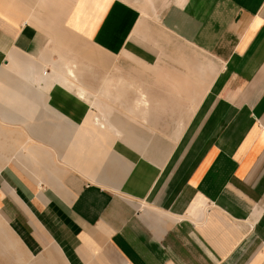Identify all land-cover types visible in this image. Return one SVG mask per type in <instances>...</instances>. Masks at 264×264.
Returning a JSON list of instances; mask_svg holds the SVG:
<instances>
[{
	"label": "crops",
	"instance_id": "0c3cea01",
	"mask_svg": "<svg viewBox=\"0 0 264 264\" xmlns=\"http://www.w3.org/2000/svg\"><path fill=\"white\" fill-rule=\"evenodd\" d=\"M0 216L63 264H264V0H0Z\"/></svg>",
	"mask_w": 264,
	"mask_h": 264
},
{
	"label": "rangeland",
	"instance_id": "374dc122",
	"mask_svg": "<svg viewBox=\"0 0 264 264\" xmlns=\"http://www.w3.org/2000/svg\"><path fill=\"white\" fill-rule=\"evenodd\" d=\"M137 9H140L142 15L147 13L142 10L143 8H141V6ZM72 45L73 47L76 46L77 50L86 49V46L77 41L74 37L72 38ZM63 52V50L57 51L56 54L58 57H56L55 62L60 63V61H65L63 58ZM72 56L78 57L79 54L75 52V50H72ZM103 63L104 65H109L107 67H112L114 62L104 58ZM88 77H90L89 79L91 80L93 79V81L96 80L95 75ZM103 78H111V69L103 76ZM102 79H100V82H105V80L102 81ZM108 83H111V80ZM10 223L0 216V264H63L62 260H60L54 253H50L48 258L46 257V254L44 255L42 252L37 254L38 256L32 254L31 245H36L37 242L33 240V243L31 242V239L29 238H32V236H18L14 230L15 228Z\"/></svg>",
	"mask_w": 264,
	"mask_h": 264
},
{
	"label": "bare ground",
	"instance_id": "6f19581e",
	"mask_svg": "<svg viewBox=\"0 0 264 264\" xmlns=\"http://www.w3.org/2000/svg\"><path fill=\"white\" fill-rule=\"evenodd\" d=\"M73 64V63H72ZM72 64H71V66H72ZM70 65V64H69ZM74 65V64H73ZM70 71V70H69ZM64 73V72H63ZM66 73H64V75H65ZM70 74H71V71H70ZM70 74H68V75H70ZM73 77L74 78V76H73V74L72 75H70V77ZM71 79V78H70ZM65 82V81H64ZM65 83H67V82H65ZM77 83V82H76ZM70 84V83H69ZM72 85V84H71ZM74 88H77V87H74ZM74 90V89H73ZM73 92V91H72ZM83 92V91H82ZM82 92H81V90L80 89H78V90H76L75 91V93L77 94V96L76 97H78V98H84L85 97V95H84V97H83V94H82ZM142 96V95H141ZM88 103V102H87Z\"/></svg>",
	"mask_w": 264,
	"mask_h": 264
}]
</instances>
